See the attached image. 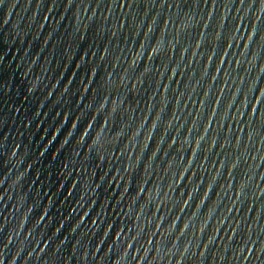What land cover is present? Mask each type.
<instances>
[{
  "label": "water",
  "instance_id": "95a60500",
  "mask_svg": "<svg viewBox=\"0 0 264 264\" xmlns=\"http://www.w3.org/2000/svg\"><path fill=\"white\" fill-rule=\"evenodd\" d=\"M0 264H264V0H0Z\"/></svg>",
  "mask_w": 264,
  "mask_h": 264
}]
</instances>
